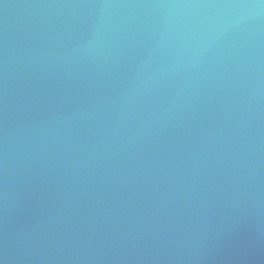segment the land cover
<instances>
[{
    "label": "water",
    "instance_id": "95a60500",
    "mask_svg": "<svg viewBox=\"0 0 264 264\" xmlns=\"http://www.w3.org/2000/svg\"><path fill=\"white\" fill-rule=\"evenodd\" d=\"M0 264H264V0H0Z\"/></svg>",
    "mask_w": 264,
    "mask_h": 264
}]
</instances>
